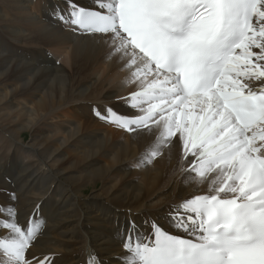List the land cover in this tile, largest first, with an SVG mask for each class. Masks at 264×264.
<instances>
[{"label": "snow or ice", "instance_id": "snow-or-ice-1", "mask_svg": "<svg viewBox=\"0 0 264 264\" xmlns=\"http://www.w3.org/2000/svg\"><path fill=\"white\" fill-rule=\"evenodd\" d=\"M65 3L58 19L106 43L136 85L120 98L127 112L94 115L155 137L137 167L180 146L182 181L206 187L166 211L183 235L129 219L117 231L120 251L86 250L85 264H264V0ZM9 200L0 205V264H53L29 251L42 216L20 223L15 193Z\"/></svg>", "mask_w": 264, "mask_h": 264}, {"label": "bare ground", "instance_id": "bare-ground-1", "mask_svg": "<svg viewBox=\"0 0 264 264\" xmlns=\"http://www.w3.org/2000/svg\"><path fill=\"white\" fill-rule=\"evenodd\" d=\"M76 2L93 6L92 0ZM66 7L65 0H0V31L16 43L0 53V157L5 144L15 151V158L6 156L0 163V205L11 203L15 193L18 218L25 223L36 212L42 216L60 192L57 212L42 216L45 223L29 251L51 257L53 264H85L86 250L102 256L120 251L117 231L129 219L137 224L155 220L183 235L166 211L205 194L206 187L182 181L180 146L165 148L151 164L137 167L155 137L126 133L94 115V109L106 106L127 112L119 98L136 85L128 82V70L109 55L106 43L58 19V10ZM24 43L45 49L38 59L44 67H37ZM66 112L70 121L63 117ZM57 119L61 123L55 124ZM29 132L30 141L23 145ZM69 150L72 155L62 159ZM24 159L30 162L21 164ZM133 162L135 171H129L127 164ZM88 188L93 190L86 198Z\"/></svg>", "mask_w": 264, "mask_h": 264}, {"label": "rangeland", "instance_id": "rangeland-1", "mask_svg": "<svg viewBox=\"0 0 264 264\" xmlns=\"http://www.w3.org/2000/svg\"><path fill=\"white\" fill-rule=\"evenodd\" d=\"M6 15H8L9 17H11L12 18V13H7ZM33 15V14H32ZM14 44H16L11 38H9L8 36H6V35H2V33H1V31H0V53L1 52H4L7 48H9V47H12V46H14ZM24 45H29L28 47H26V51H30L29 53L31 54V55H33L34 57H35V61H36V65H37V67H44L43 65H42V62H38V59H39V57L41 56V53H42V51H44L45 49H42L41 51H38V50H35V49H32V47L34 46V45H36V46H39V45H37V44H28V43H24ZM56 62H59L58 60L56 61ZM127 85L126 84H124V87H126ZM123 98V97H122ZM119 100H122L123 101V99H120L119 98ZM21 103V105L22 104H28V106L27 105H25V107L26 108H28V109H31L32 108V106L25 100V103L23 102V101H21L20 102ZM18 108H23V106H18ZM63 117L65 118V121H70L71 119H72V117L70 116V112H66V113H64L63 114ZM59 122L61 123V120H55V124L57 123V124H59ZM47 123H48V121H47ZM54 124V123H53ZM51 130H48L47 131V134L48 135H51ZM25 137H26V139H25V141L26 142H24L23 143V145L25 144V145H27L28 143H29V141H30V132L28 133V134H26L25 135ZM28 142V143H27ZM5 147H6V149L5 150H3V154H2V156L0 157V163L4 160V158L6 157V156H9V158L11 157V155H12V158H15V151H13V149H10L9 148V144H5ZM0 148H1V145H0ZM74 149V148H73ZM80 150V149H78L77 148V146L75 147V150ZM70 154H71V151L69 150V151H65V153H64V155L65 156H63L62 157V159H68L69 158V156H70ZM72 155V154H71ZM135 161H137V160H135ZM134 161V162H135ZM25 162V163H24ZM26 162L28 163V162H30L29 160H26V159H24L22 162H21V164H26ZM134 162H133V164L132 163H130V164H127V168H129L128 170L129 171H131V170H133V171H135V169H134V167H135V165H134ZM105 163V162H104ZM65 178V177H64ZM100 188V186L99 185H97V190ZM89 190V191H88ZM92 190H93V188H88L85 192H84V195H85V197L87 198L88 196H90V194L92 193ZM88 191V192H87ZM60 194V192H57V194L54 196V202L45 210V212H44V214L42 215L43 217L44 216H49L50 214H55L56 212H57V206H56V202H57V196ZM157 199V198H156Z\"/></svg>", "mask_w": 264, "mask_h": 264}]
</instances>
